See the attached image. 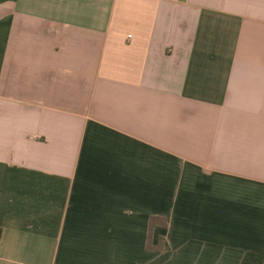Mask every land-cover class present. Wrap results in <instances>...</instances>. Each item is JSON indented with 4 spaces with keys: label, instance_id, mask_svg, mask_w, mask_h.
<instances>
[{
    "label": "crops",
    "instance_id": "1",
    "mask_svg": "<svg viewBox=\"0 0 264 264\" xmlns=\"http://www.w3.org/2000/svg\"><path fill=\"white\" fill-rule=\"evenodd\" d=\"M0 229V264H264V0H0Z\"/></svg>",
    "mask_w": 264,
    "mask_h": 264
},
{
    "label": "trees",
    "instance_id": "2",
    "mask_svg": "<svg viewBox=\"0 0 264 264\" xmlns=\"http://www.w3.org/2000/svg\"><path fill=\"white\" fill-rule=\"evenodd\" d=\"M158 221H162L159 220L158 218H151L150 219V224H149V245L148 248L150 250L156 251V252H161L162 251V239L158 242L156 247H151L150 246V239H151V233L152 231L158 226ZM0 238H1V229H0Z\"/></svg>",
    "mask_w": 264,
    "mask_h": 264
}]
</instances>
